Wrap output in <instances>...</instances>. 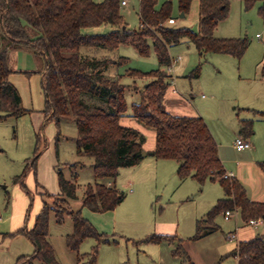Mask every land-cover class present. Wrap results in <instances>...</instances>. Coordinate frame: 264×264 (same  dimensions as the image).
Wrapping results in <instances>:
<instances>
[{"label":"trees","instance_id":"obj_1","mask_svg":"<svg viewBox=\"0 0 264 264\" xmlns=\"http://www.w3.org/2000/svg\"><path fill=\"white\" fill-rule=\"evenodd\" d=\"M183 16L192 0H176ZM246 8L257 1L264 21V0H242ZM172 0H139L138 27L128 28L120 11V0H0V119L25 113L17 88L9 81L13 70L9 66L12 50H29L40 64V80L44 94L45 119H51L58 128L62 119H72L77 130L76 153L92 159L93 182L85 186L81 208L73 210L70 200L77 198L76 175L70 179L58 169V195L54 205L42 200V208L35 216L30 229H20L7 234L9 237L25 234L34 245L33 254L24 256L15 264L37 260L41 264H60L49 242L48 223L50 212L57 223L65 215L72 219L73 229L65 237L66 247L78 254L80 244L88 238L96 244L89 253L86 264H94L98 245L110 243L104 233L82 215V208L92 212L113 210L123 199L124 193L114 182L121 168L139 164L147 155L155 159H170L178 163L180 180L194 179L199 185L207 180L217 181L223 190V198L207 212L205 218L196 220V232L190 237L196 240L215 230L214 218L225 210L240 208L243 219L264 215V204L246 198L243 187L233 178H224V168L218 155L217 143L204 119L200 116H178L169 113L163 98L169 86L165 70L157 69L141 73L129 69V76L150 78L143 84L140 100L132 103L131 113L138 123L155 132V145L150 152L143 148L145 136L135 128L122 125L121 117L127 114L125 98L127 86L120 77L108 72L111 59L90 55L93 49H116L131 45L141 56L149 54L152 46L158 64H171L169 47L187 40L194 44L200 55L223 53L240 58L248 47L244 38H216L217 24L228 15L226 0H199L198 32L188 27L167 24L171 15ZM174 18V17H173ZM143 25V27L140 26ZM109 26L103 34H88V28ZM106 56V55H105ZM197 67L192 77H198ZM264 117V112H256ZM252 120L239 121V134L250 137ZM36 159V158H35ZM32 161V166L34 161ZM19 177L14 178V182ZM110 183V184H109ZM50 198L49 194H45ZM173 237L150 234L138 243L160 244ZM116 242V241H112ZM229 256L237 257V264H264V238L260 235L239 242ZM80 257L77 256L78 263ZM80 264V263H79ZM185 264H193L189 259Z\"/></svg>","mask_w":264,"mask_h":264},{"label":"rangeland","instance_id":"obj_2","mask_svg":"<svg viewBox=\"0 0 264 264\" xmlns=\"http://www.w3.org/2000/svg\"><path fill=\"white\" fill-rule=\"evenodd\" d=\"M163 1L158 0V4L161 5ZM226 1L228 15L217 24L213 35L216 38H244L248 41L246 51L238 59L223 53L200 55L194 44L187 40L170 46L171 59L177 56L181 59L173 63L171 75L174 84L167 87L164 99L177 97L180 99L179 106L191 108L200 114L228 168L251 157L249 148L237 151L234 146L240 120H253V135L264 152V118L256 113L264 112V21L258 12L262 4L260 1L248 8L242 0ZM138 3L139 0H129L126 6H120L128 28L139 25ZM171 5L175 26L198 32L199 0H192L188 12L182 17L177 1L172 0ZM109 30V26L103 25L88 28L85 33L103 34ZM92 54L114 62L109 65L108 72L113 77H120V82L127 86V114L131 113V104L140 100V94L134 91H140L143 84L152 80L129 76V69L146 73L157 69L166 71L167 68L159 66L151 45L147 56L138 54L131 45H120L111 50L93 49ZM8 62L13 70L9 81L17 88L25 113L0 119V231L9 226L10 210L14 214L21 211L23 224L29 228L42 208L43 199L57 207L52 197L55 198L59 192L58 169L68 179L76 175L77 198L70 200L73 210L81 208L85 186L93 182L92 159L76 153L77 130L74 121L71 118L62 119L57 128L53 120L43 117L44 94L38 72L40 64L34 55L22 48L12 50ZM197 67L198 77H192ZM172 87L176 92H172ZM166 162L169 167L156 171L145 182L149 191L154 192L146 211L140 204L142 196L136 200L139 205L130 203L129 196L134 186L128 183V178L124 179V172L119 171L115 185L124 193L125 200L117 209L116 234L104 232L110 243L98 245L94 264H185L187 259L195 264H237L236 257L227 256L235 240L226 239L224 235L234 230L235 221L240 220L239 214L229 219L222 214L217 215L214 222L219 225L218 230L197 240L190 239L196 232V220L205 217L221 197V187L217 182L210 181L201 186L191 178L180 181L176 167H173L175 161ZM19 176L18 181L14 182V178ZM46 193L51 197H46ZM204 225L207 226L206 222ZM72 229L69 216L65 215L63 222L57 223L54 213L50 212L48 239L57 261L60 264H86L96 241L85 239L77 254L69 250L65 243V237ZM154 233L175 234L177 239L160 244L134 243ZM77 256L80 257L79 263ZM32 264L41 263L34 261Z\"/></svg>","mask_w":264,"mask_h":264},{"label":"crops","instance_id":"obj_3","mask_svg":"<svg viewBox=\"0 0 264 264\" xmlns=\"http://www.w3.org/2000/svg\"><path fill=\"white\" fill-rule=\"evenodd\" d=\"M89 53L90 55L94 56V54H92V51H90ZM174 98H176V100L175 102H172ZM174 98H172L171 100L170 98L168 100L167 99L165 100L163 98V104L169 113L173 115H178V116H200V114L195 113L193 110H191V108L187 109L185 106H183V108L179 106L178 101L180 99L178 100L177 97H174ZM243 120H249V119H243ZM120 123L122 125L137 129L145 136V142L143 144V148L146 152H150L154 148L155 132L153 130L145 128L140 123H138L132 116H130V113L121 117ZM238 130H239V126H238ZM238 130H237L238 132L237 136H242L239 134ZM252 130L253 131L250 137H244L251 144V147L249 148L250 149L249 155L251 157L248 158L246 161L240 162L231 167H228L229 168L228 169L226 165L227 163L224 157H222L221 151L219 150V147L217 144L218 155L222 163V166L224 168V171L231 172L233 174V178L243 187L245 194H246V198L251 202L264 204V152L261 149L262 147L260 146V144L256 142L255 137L253 135L254 125L252 126ZM240 151H243V150H240ZM169 160L170 159H155L154 157L147 155L139 164L133 167L121 168L119 170V171L124 172V174H122L125 176L124 179L128 178L129 180L128 183L134 186V189L133 190L131 189L132 195L129 196L130 203H135L136 205H139V202H136V200L138 199L139 196H142L143 198L140 201V204L144 206L145 211L147 210L148 204L151 203V200L154 197V192L149 191V188L145 182L151 175L155 174L156 171L169 167V165L166 164L168 163L166 161H169ZM173 167H176V174H177L178 163L176 161L174 162ZM184 180H180V181H184ZM207 181H210V180H207ZM210 182H217V181H210ZM115 183L116 182H114V185ZM223 196L224 195H223V190H222V195L217 200L223 198ZM124 200L125 198L113 210H109L106 212L98 213V212H92L88 209L83 210L81 212H82V215L93 224V226L96 228L98 232L104 233L108 231V232L115 233L116 232V217L118 215L117 209L123 203ZM217 200L215 201V203L217 202ZM235 210L237 211H235V213H233L231 216L235 217L236 214L237 215L239 214L238 216L240 217L239 218L240 220L238 221L236 220L235 225H234L235 226L234 230H231L228 232V233L233 232L236 235L234 239L235 242L233 243L234 246L231 249V251H233L235 247H237V244L239 242L248 241L250 239H253L257 235H260L264 238V215H261L255 218H250V219L257 220L256 224L250 225L248 224V221L250 219L248 220L243 219L240 208L235 209ZM8 217H10L9 226L5 228V230L0 231V264H15L18 259L24 256H30L33 254V251H34V245L27 239L25 234H17L12 237H9L7 235V234L18 231L21 228L30 229L32 227L31 223L29 225V228H27L23 224V217H22L21 211L14 214L13 210L12 211L10 210ZM202 218H205V217H202ZM214 221H215V218L212 224H210L209 222H206L207 226L214 225L215 230L213 232L219 229V225L215 224ZM203 224H205V222ZM159 225H165V223H159ZM166 225H174V224L167 223ZM195 227H196V222H195ZM213 232L205 236H208L212 234ZM228 233L224 235L226 236V239H229L227 237ZM158 235H164V234H158ZM164 236L173 237V239H177L175 234L174 235H164ZM230 252L227 254V256H229ZM34 261H37V260H32L31 262L26 263V264H32ZM193 264L195 263L193 262Z\"/></svg>","mask_w":264,"mask_h":264},{"label":"built area","instance_id":"obj_4","mask_svg":"<svg viewBox=\"0 0 264 264\" xmlns=\"http://www.w3.org/2000/svg\"><path fill=\"white\" fill-rule=\"evenodd\" d=\"M128 1H129V0H120V6H126L127 3H128ZM174 23H175V19H174L173 17L167 19V24H174ZM140 26L143 27L142 24H140ZM257 36H258V35H257ZM180 59H181L180 56H177V58L174 59V60L171 59V64L166 68V71H165V72H166V74L169 76V78H168V79H169V80H168L169 85L174 84V78H173L172 75H171V74H172L171 71L173 70V69H172V67H173V63H174V62H178ZM172 92H176V90H175L174 87H172ZM234 146H235L236 150H239V151H240V150H244V149H248V148H250V147H251V144H250V142H249L247 139H245L244 137H242V136H237V137L235 138V140H234ZM223 177H224V178H230V177H233V174H232L231 172H225V174L223 175ZM235 211H237V210H225V211L222 213V215H223V217H224L225 219H229V218L231 217V215H232L233 213H235ZM256 223H257V220H255V219H250V220L248 221V224H250V225H253V224H256ZM227 237H228L229 239H235L236 235H235V233L231 232V233H228Z\"/></svg>","mask_w":264,"mask_h":264},{"label":"water","instance_id":"obj_5","mask_svg":"<svg viewBox=\"0 0 264 264\" xmlns=\"http://www.w3.org/2000/svg\"><path fill=\"white\" fill-rule=\"evenodd\" d=\"M180 16L182 17V16H183V14L181 13V14H180Z\"/></svg>","mask_w":264,"mask_h":264}]
</instances>
